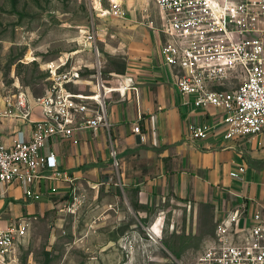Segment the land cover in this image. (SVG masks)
Returning <instances> with one entry per match:
<instances>
[{"label": "rangeland", "instance_id": "obj_1", "mask_svg": "<svg viewBox=\"0 0 264 264\" xmlns=\"http://www.w3.org/2000/svg\"><path fill=\"white\" fill-rule=\"evenodd\" d=\"M150 19V0H122L118 10L109 0H0V93L23 92L31 110L58 83L90 93L145 48ZM65 70L76 77L61 80ZM65 188L20 216L24 231L0 250V264H193L214 232L206 202L167 194L144 204L99 177Z\"/></svg>", "mask_w": 264, "mask_h": 264}, {"label": "built area", "instance_id": "obj_2", "mask_svg": "<svg viewBox=\"0 0 264 264\" xmlns=\"http://www.w3.org/2000/svg\"><path fill=\"white\" fill-rule=\"evenodd\" d=\"M109 1L116 10L122 2ZM150 1L155 22H148L157 36L158 62L167 68L183 102L217 108L224 138L260 132L264 126V0ZM58 77L67 81L76 76L65 70ZM125 79L123 85L110 86L98 76L90 93L70 92L58 83L38 97L32 110L23 92L0 93V124L5 120L17 124L9 142L0 129V186L20 183L26 198L38 200L43 195L41 182L68 179L54 149L46 150L45 143L69 138L76 130L109 128L106 92L137 90L131 76ZM214 127V122L201 120L190 123L189 132L194 138H205ZM132 129L138 132L139 124ZM110 155L117 167L114 147ZM244 170L245 165L238 163L229 174L241 177ZM23 231L22 224L0 228V250ZM193 264H264V214L231 210L215 222L212 236Z\"/></svg>", "mask_w": 264, "mask_h": 264}, {"label": "crops", "instance_id": "obj_3", "mask_svg": "<svg viewBox=\"0 0 264 264\" xmlns=\"http://www.w3.org/2000/svg\"><path fill=\"white\" fill-rule=\"evenodd\" d=\"M157 52V36L151 31L149 43L138 56L131 55L119 77L107 80L108 85L118 86L131 76L137 86L136 91L130 88L122 94L116 88L106 92L109 128L76 130L69 138L45 143L46 150L54 149L68 179L41 182L43 195L38 200L26 198L20 183L0 186V228L44 208L49 195L66 190L78 177L117 181L144 204L167 194L206 202L215 222L233 209L264 214V126L258 133L224 138L219 110L184 103L167 68L158 62ZM201 120L214 122L215 127L205 138H194L189 125ZM136 123L138 132L132 129ZM16 126L10 120L0 124L7 142ZM111 147L117 151V167ZM238 163L245 165L243 174L230 176Z\"/></svg>", "mask_w": 264, "mask_h": 264}, {"label": "trees", "instance_id": "obj_4", "mask_svg": "<svg viewBox=\"0 0 264 264\" xmlns=\"http://www.w3.org/2000/svg\"><path fill=\"white\" fill-rule=\"evenodd\" d=\"M124 69V68H123Z\"/></svg>", "mask_w": 264, "mask_h": 264}]
</instances>
